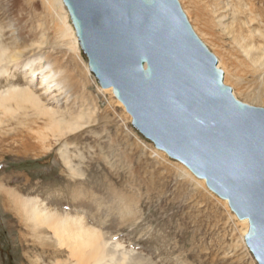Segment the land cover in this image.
Returning <instances> with one entry per match:
<instances>
[{
    "label": "rangeland",
    "instance_id": "rangeland-1",
    "mask_svg": "<svg viewBox=\"0 0 264 264\" xmlns=\"http://www.w3.org/2000/svg\"><path fill=\"white\" fill-rule=\"evenodd\" d=\"M59 1L0 0V45L19 52L18 60L8 67L11 78L1 77L0 87L11 83L25 86L30 81L25 74L29 70L24 71L26 64L45 65L47 59L61 60L85 86L79 91L77 106L74 101L68 104L85 127L62 139L47 132L44 119L35 117L31 110L14 120L3 118L7 122L0 126V264H71L68 252L54 256L52 251L58 248L43 245L17 200L40 199L64 213L76 197L74 191L83 187L89 206L85 215L96 214L91 218L98 221L95 224L104 239L119 246L120 252L131 253L137 261L130 260L131 264H258L246 243L250 226L247 229L206 183L145 140L115 95L101 88L88 70L86 56L75 44L76 35L68 27H72L68 11ZM191 1L196 3L198 14L213 19L211 1L179 0L199 38L219 64L221 60L225 84L238 100L264 108V80L260 81V72L253 73L248 67V58L238 49L228 28L235 16L227 11L223 25L216 19L211 25H197L188 10L189 6L194 11ZM232 1L252 4L255 17L262 21L260 29H264V0ZM241 18L246 19L243 15ZM257 23L249 29L259 28ZM197 26L207 33L206 37L199 35ZM236 76L241 78L238 84ZM38 130L47 135L46 141H40ZM63 144H68L66 150ZM61 151H69L74 170L83 178L73 175ZM114 191L128 197L129 214L120 211L122 203L112 197ZM44 231L52 236L49 230Z\"/></svg>",
    "mask_w": 264,
    "mask_h": 264
},
{
    "label": "water",
    "instance_id": "water-1",
    "mask_svg": "<svg viewBox=\"0 0 264 264\" xmlns=\"http://www.w3.org/2000/svg\"><path fill=\"white\" fill-rule=\"evenodd\" d=\"M84 55L135 130L249 220L264 264V108L238 100L179 0H63Z\"/></svg>",
    "mask_w": 264,
    "mask_h": 264
},
{
    "label": "bare ground",
    "instance_id": "bare-ground-1",
    "mask_svg": "<svg viewBox=\"0 0 264 264\" xmlns=\"http://www.w3.org/2000/svg\"><path fill=\"white\" fill-rule=\"evenodd\" d=\"M210 1L213 10V19L212 18L210 19V17L205 19V16L203 14L202 15L198 14L196 10L198 8L195 5L196 3L194 1L189 2V4L193 6V7L191 6L194 9L193 12L191 11V9H189L188 6V10L191 17L193 19L195 17L194 21L198 23L197 25L202 23H207V24L210 23L211 25L212 21H214L215 19L218 20L219 25H223V20H225L228 17L227 11H231L232 14L235 16L234 17L235 19H233L231 26L228 27L230 30V34L233 36L232 38L236 43L238 49H240L241 52L245 55V57L248 58V61L250 62V66L248 67L251 68L253 73L260 72L261 74L260 81L264 80V78H262L264 76V44H263L264 42L263 43H260L259 41H258L259 43L257 42V40L260 39L264 40V29L262 30L260 29L263 28L261 25L262 21L261 22L258 21V18L255 17L256 16L255 8H253L251 6L252 4L250 5L248 1H246V3L244 1L243 2L241 1L242 5H239L238 1L236 0L235 1L237 2L238 5L233 3L232 0H228L230 3L229 2L225 3L226 1L224 2L223 0H210ZM61 2L66 7L68 11L69 19L71 20L72 23V27L70 26L71 24L68 25L69 30L72 31V35L74 36L76 35L74 37L75 39L73 38L75 44L79 45L80 49L82 50L68 7L66 6L63 0H61ZM198 11H200V9ZM242 15L246 17L245 20H241ZM256 21H258L260 27L258 26L259 28L253 30L249 29L250 25H252L253 23H257ZM197 28L199 29L198 32L200 33L199 34L200 36L201 35L203 37L207 36V33L203 32V30H201L199 26H197ZM62 34L63 33H61V35ZM18 54L19 52L17 53V51L16 52L10 51V49L0 45V78L6 76L7 78H11L8 67L18 60L19 57ZM60 61L59 60L52 61L47 59L45 65L35 64L36 66L34 65V63H28L26 64L24 71L29 70L28 74L27 72L25 73L26 76L28 75L30 78V81H28L29 83H27L25 86H16L15 84L12 85L11 83V85H7L8 87L7 86L4 88L0 87V126L2 125V123L6 121V120L3 121L4 120L3 118L11 117L14 120L22 114L27 115L28 110H31L32 113L35 115V117L38 118L42 117L44 119L45 121L44 129H46L47 132L53 133L54 138L57 137L62 139V137L66 135H72L73 133L80 131L85 127V124H83L79 120L78 121L76 120L77 116L74 117L73 115L74 111H71V109L68 108V104H70V102L74 101V104L75 105L77 104L79 91H82V89L85 88V86L82 84V82H80L79 78L75 75V72L71 71L68 68V66L63 67L62 65L63 62ZM218 66L219 69L222 68L221 60H220V64L218 63ZM88 70L91 71L89 60H88ZM225 70L227 71V69ZM226 71L225 74L228 73ZM240 81H241L240 76H236L237 84L240 83ZM36 86L38 88H36ZM101 88L107 92H112L114 94V92L112 91L113 88H106L107 90L102 86ZM120 103L125 107V105L122 102ZM61 106L67 107L68 110L64 109L65 110L64 111ZM127 113L130 115L128 111ZM82 118L83 116L81 115L80 116L81 121ZM132 122H133V118H132ZM39 130H38L39 135H42L39 136L40 141H46L48 139L47 135H45L43 131H39ZM67 145L65 144L64 146H62L63 149L66 150ZM157 151H159L164 155H167L163 151L160 150ZM67 152L61 151L62 158L64 159L65 164L68 166L71 172L74 173L73 174L74 176L77 177L79 176L80 178H83L82 173L74 170L73 168L74 164L70 160L69 154ZM198 181L201 182L202 184L206 183V180L199 179ZM1 189L3 188L1 187ZM85 190L86 189L83 187L82 189H76V191H74L76 192V197L73 200L71 206L68 205V211H64V213H60L58 209L50 208L51 206L50 207L47 206L46 203L40 201V199L35 200L32 198L31 199L19 198L17 200L18 201L17 204L18 206H20V208L23 209L22 211L25 212L26 215L28 216V220L32 223V229L34 230L36 235H39L38 239H41L43 245L44 246L49 245L50 247L58 248L59 251H52L54 256L60 257L63 256L65 252H68L69 253L68 258L72 260L71 264H83L89 262H91V264H131L130 260L137 263L136 258L131 257L130 255L131 253L127 251L120 252L121 250L119 249V246H117L116 244L111 245L108 241L104 239V235L102 231H100L99 228L96 227L95 223H97L98 221L95 219L96 218L95 213L92 212L93 214L91 215L90 212L89 213L90 217H87L85 215V212L87 210L86 208L89 207L87 205V202L84 200V198L87 196ZM112 197H115L114 198L115 201L122 203V206L120 207V211L122 213L124 211L125 214H129V212L126 210L131 208L130 205L131 202L127 200L128 197H123V194H120L117 191H114ZM224 202L228 203V200H224ZM92 216L95 217L93 218L94 220L91 218ZM241 223L244 224L247 227V229L250 226V221L248 219L241 220ZM44 229L49 230L52 236L49 237L45 235ZM51 239L54 240L53 241L54 243L52 244L50 243L52 241Z\"/></svg>",
    "mask_w": 264,
    "mask_h": 264
}]
</instances>
